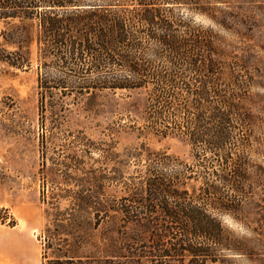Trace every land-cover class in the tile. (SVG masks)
<instances>
[{"label":"rangeland","instance_id":"374dc122","mask_svg":"<svg viewBox=\"0 0 264 264\" xmlns=\"http://www.w3.org/2000/svg\"><path fill=\"white\" fill-rule=\"evenodd\" d=\"M194 1L168 12L180 25L210 30L227 56L222 61L241 62L250 82L242 92L254 122L247 134H234L228 151L242 162L244 183L234 181V164L146 127L152 83L97 88V74L60 68L59 56L45 55L36 38L22 49L11 44L0 20V225L32 227L43 264L64 256L77 264H264V0ZM10 54L23 56V67L4 61ZM84 82L91 87L81 88ZM151 175L182 181L192 202L221 224L225 245L200 238L202 257L161 256L179 236L159 237L166 220L160 205L132 204L149 197Z\"/></svg>","mask_w":264,"mask_h":264},{"label":"trees","instance_id":"16d2710c","mask_svg":"<svg viewBox=\"0 0 264 264\" xmlns=\"http://www.w3.org/2000/svg\"><path fill=\"white\" fill-rule=\"evenodd\" d=\"M193 3L194 0H0V20L9 25V31L2 34L11 39V44L22 49L36 38L43 44L41 51L45 55L59 56L60 68L78 67L82 72L91 70L97 74L92 82L97 88L141 89L152 83V116L146 127L162 138L184 136L193 148L202 146L222 164H234V181L244 183L243 164L233 162L228 151L237 143L234 134H247L254 122L242 92L250 82L240 75L241 62L230 66L222 61L227 56L217 47L210 30L180 25L168 12L173 6ZM11 56L4 61L23 67V56ZM84 83L81 88L91 87V82ZM220 178L225 180V176ZM174 182L175 178L151 175L146 182L149 197L132 202L142 209H148L149 203L160 205L166 220H161L159 237L164 239L171 233L179 236L174 250H161V256L189 252L195 258L202 257L206 250L197 243L200 238L225 245L221 224L204 214L200 203L192 202L182 181ZM126 215L136 220L142 217L130 211ZM144 220L145 229H153L154 218L150 215ZM64 257L49 264L78 262ZM192 264L202 262L193 260Z\"/></svg>","mask_w":264,"mask_h":264},{"label":"crops","instance_id":"0c3cea01","mask_svg":"<svg viewBox=\"0 0 264 264\" xmlns=\"http://www.w3.org/2000/svg\"><path fill=\"white\" fill-rule=\"evenodd\" d=\"M0 264H43L41 246L32 227L0 225Z\"/></svg>","mask_w":264,"mask_h":264}]
</instances>
